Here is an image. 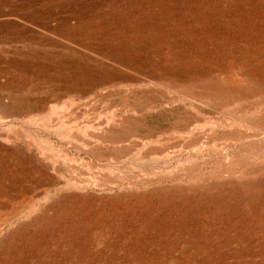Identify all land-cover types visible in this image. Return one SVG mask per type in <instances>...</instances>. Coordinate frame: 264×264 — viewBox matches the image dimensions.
Returning <instances> with one entry per match:
<instances>
[{
	"label": "rangeland",
	"instance_id": "374dc122",
	"mask_svg": "<svg viewBox=\"0 0 264 264\" xmlns=\"http://www.w3.org/2000/svg\"><path fill=\"white\" fill-rule=\"evenodd\" d=\"M0 264H264V0H0Z\"/></svg>",
	"mask_w": 264,
	"mask_h": 264
}]
</instances>
